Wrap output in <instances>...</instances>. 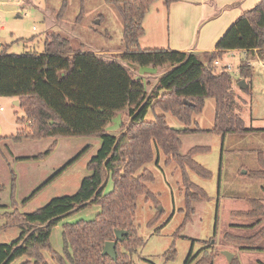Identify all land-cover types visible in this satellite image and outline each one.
<instances>
[{"label": "trees", "instance_id": "16d2710c", "mask_svg": "<svg viewBox=\"0 0 264 264\" xmlns=\"http://www.w3.org/2000/svg\"><path fill=\"white\" fill-rule=\"evenodd\" d=\"M164 1L168 7L175 0ZM115 2L124 20L125 47L110 58L94 51L83 52L58 32L47 34L45 48L40 53H9L8 46L2 45L0 95L18 99L25 112L17 122L26 124L27 129L12 135L15 139L53 137L55 141L50 148L36 158L50 152L59 137L98 136L102 142L87 165L91 174L82 179L75 194L55 197L32 212H20L14 207L2 215L6 219L4 228L18 226L21 232L12 242L0 243V264H12L22 256L31 257L22 264H50L44 256L46 249L61 264H135V253L146 243L135 221L137 201L145 194L146 199L154 198L149 182L155 180V172L144 164L154 160L155 149L167 155V163L174 160L183 169L185 204L180 209L185 212V220L176 233L179 236L184 224L195 213L196 200L210 199L207 191L191 179L189 170L203 177L212 176L208 168L194 159L195 154L208 151L209 147L194 146L183 153V134L212 131L220 134L224 143L232 133L244 135L264 130L246 125L245 118L237 110L231 70L215 64L227 50H245L247 54L239 69L243 77L249 78L245 88L251 87L255 67L250 61L260 59L264 62V0L242 12L218 40L215 49L205 52L143 48L140 42L145 32V16L156 0ZM62 4L64 10L67 0ZM233 5L237 4L230 6ZM84 13L82 7L81 16ZM141 66L161 67L165 71L155 82L147 84L137 76ZM210 97L216 101L215 123L210 129H204L198 125L194 114L203 110L205 100ZM150 107L171 112L185 128H173L165 114L153 120L146 119ZM126 109L129 122L122 125L119 133H108L109 123L119 111ZM81 153L60 167L49 181L34 189L27 199L76 162ZM260 162L262 170L250 173L257 179L264 178V157L260 156ZM11 174L14 186L16 175L12 169ZM111 179L113 186L107 192L106 186ZM248 201L250 207L246 210L231 212L234 218L253 220L247 224L235 223L245 229L254 228L264 219V199L251 197ZM95 204L101 207L95 218L64 222V256L55 251L50 240L53 228L64 218ZM161 213L158 210L148 224H157ZM117 229L126 233L115 246L117 258H114L104 254L103 248L107 241L116 239ZM224 239L242 249H261L259 243L264 240V226L247 234L226 231ZM210 243V251L205 250L195 263L197 256L191 253L186 264H213L219 253L214 249V242ZM166 253L168 258H175V247ZM229 264L241 262L235 255Z\"/></svg>", "mask_w": 264, "mask_h": 264}, {"label": "rangeland", "instance_id": "374dc122", "mask_svg": "<svg viewBox=\"0 0 264 264\" xmlns=\"http://www.w3.org/2000/svg\"><path fill=\"white\" fill-rule=\"evenodd\" d=\"M62 3L63 0H0V44L8 46L9 53H40L45 48L47 34L58 32L70 39L75 48L83 52L101 53L106 58L124 49V20L115 0H67L68 5L64 10ZM82 7L85 13L81 16ZM165 7L164 0H156L151 7V17L157 16L158 10L164 15ZM2 48L0 46V50ZM241 60L240 52L226 53L217 67L231 64L237 110L245 118L248 127L261 129L264 128V66H256L257 59L251 61L257 70L252 79L253 89L252 84L250 87L252 92H248L238 83L239 79L245 78L239 69ZM138 69L137 76L143 78L144 82L148 84L156 81L157 77L153 74L155 67L141 66ZM246 79L248 82L249 78ZM16 100L18 99L12 96L0 95V123L3 126L0 134V185L4 186L0 188V243L12 242L21 232L18 226L4 228L6 219L2 215L5 212H11L14 207L20 212H32L44 207V204L55 197L75 194L82 179L91 174L87 164L102 142L98 136L59 137L50 152L36 158V155L46 152L55 139H15L12 135H16L21 129H27L26 124L23 126L17 122L25 112L19 106L20 102L16 104ZM205 101L203 110L195 113L194 118L201 128L210 129L215 123L216 101L213 97ZM160 114H165L173 128H185V124L177 116L161 107H150L145 118L153 120ZM128 119V109L119 111L109 123L107 132L119 133L122 125L129 122ZM195 126L194 123L193 127ZM182 140L183 153H188L194 146L209 147L208 151L195 154L194 159L208 168L212 176L203 177L192 170L189 172L191 179L207 191L210 199L196 200L195 213L177 236L176 233L185 220V212L180 209L185 204L183 169L174 160L167 163V155L162 150L155 149L154 160L144 164V167L155 172V180L149 182L154 198L146 199L145 194L140 195L137 201L135 221L146 243L135 253V264H186L191 253L197 256L195 263L204 255L205 250H211V241L214 242L215 251L219 253L213 264H229L225 252H233L241 264L264 263V240L259 243L261 249H242L224 239L226 231L247 234L264 226L263 219L254 228L245 229L235 223L247 224L253 220L237 219L231 215L232 210L249 208L248 199L251 197L264 199V178L257 179L250 174L251 171L263 168L260 156L264 157V130L244 135L232 133L224 143L222 136L212 131L183 134ZM81 151L82 156L76 162L27 199L34 189L49 181L55 171ZM11 169L16 175L14 186ZM141 169L139 172H142ZM112 186L111 179L106 191H111ZM100 210V205L95 204L64 218L52 230V248L61 255L64 254L62 230L65 221L93 219ZM158 210L162 211L161 219L150 226L149 219ZM172 246L176 249V256L168 258L166 252ZM43 252L50 264H61L52 257L48 249ZM29 258L31 259L27 256L19 257L12 264H22Z\"/></svg>", "mask_w": 264, "mask_h": 264}, {"label": "crops", "instance_id": "0c3cea01", "mask_svg": "<svg viewBox=\"0 0 264 264\" xmlns=\"http://www.w3.org/2000/svg\"><path fill=\"white\" fill-rule=\"evenodd\" d=\"M260 1L261 0H175L170 6L165 7L166 10L164 15L158 10V14L155 17H151L153 13L151 12L152 9H150L145 16V32L141 37V46L143 48L161 47L174 51L180 50L188 52H205L213 50L218 40L225 34V31L230 25L240 17L241 13L256 6ZM235 3L237 5L230 6ZM2 45L3 44H0V46ZM230 52H240L241 59L246 54L243 49H231L226 51V53ZM255 63H257L256 66L258 65V67L264 66V62L260 59H257ZM154 70L153 74L156 75V77L160 76L165 71V69L161 67L155 68ZM256 70L257 68L255 72ZM244 79L247 83V79ZM240 81L239 79L238 83ZM251 83L253 89V80ZM242 89L252 92V90L250 91L251 88L246 89L243 87Z\"/></svg>", "mask_w": 264, "mask_h": 264}, {"label": "water", "instance_id": "95a60500", "mask_svg": "<svg viewBox=\"0 0 264 264\" xmlns=\"http://www.w3.org/2000/svg\"><path fill=\"white\" fill-rule=\"evenodd\" d=\"M239 83H240L239 85L242 88L247 85L245 79L241 80ZM183 101L185 103H187V104H190V102L187 101L186 99H183ZM18 103H19V100H16V104H18ZM2 131H3V126L0 123V134L2 133ZM124 233H126V232L121 230V229H117L116 230V239H113V240H110V241L106 242V244H105V246L103 248V253L104 254H109L112 257L117 258L115 246H116L118 240H123L124 239L123 238V234ZM225 254H226V256H227L229 261H231L233 259V257H234V253L233 252H231V253L230 252H225Z\"/></svg>", "mask_w": 264, "mask_h": 264}, {"label": "built area", "instance_id": "2783aa9c", "mask_svg": "<svg viewBox=\"0 0 264 264\" xmlns=\"http://www.w3.org/2000/svg\"><path fill=\"white\" fill-rule=\"evenodd\" d=\"M245 52H246V51H245ZM246 54H247V53H246ZM246 54H245V55H246ZM215 64L219 66V65H220V60H216V61H215ZM222 66L227 67L229 70L232 69V66H231L230 63H226L225 65H222Z\"/></svg>", "mask_w": 264, "mask_h": 264}]
</instances>
